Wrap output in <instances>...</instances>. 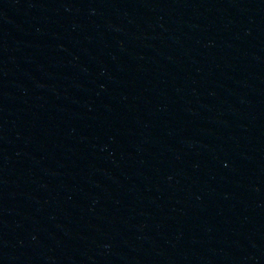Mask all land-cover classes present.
<instances>
[{"label": "water", "instance_id": "1", "mask_svg": "<svg viewBox=\"0 0 264 264\" xmlns=\"http://www.w3.org/2000/svg\"><path fill=\"white\" fill-rule=\"evenodd\" d=\"M0 264H264V0H1Z\"/></svg>", "mask_w": 264, "mask_h": 264}]
</instances>
